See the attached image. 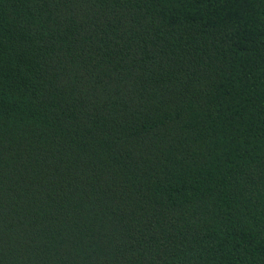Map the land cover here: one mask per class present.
<instances>
[{"label":"trees","instance_id":"obj_1","mask_svg":"<svg viewBox=\"0 0 264 264\" xmlns=\"http://www.w3.org/2000/svg\"><path fill=\"white\" fill-rule=\"evenodd\" d=\"M0 264H264V0H0Z\"/></svg>","mask_w":264,"mask_h":264}]
</instances>
